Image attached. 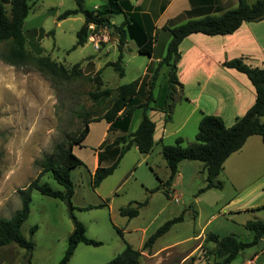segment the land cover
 <instances>
[{"label": "rangeland", "instance_id": "1", "mask_svg": "<svg viewBox=\"0 0 264 264\" xmlns=\"http://www.w3.org/2000/svg\"><path fill=\"white\" fill-rule=\"evenodd\" d=\"M2 1L10 15L11 3ZM104 2L86 0L85 8L93 10L95 5H103ZM75 8V0H33L24 32L30 58L49 56L69 70L80 64L83 73L81 77L61 80L40 72L32 62L11 66L0 58V218H10L21 209L20 189L37 178L42 163L57 145L67 138L76 137L86 118L103 115L104 107L96 106L90 93L130 84L142 77L147 68L148 57L129 53L124 56L122 63L125 75L119 76L109 66L118 58V52H113L110 43L102 44L101 49L95 51L88 41L83 47L74 50L76 34L84 24V17L76 16L63 21H59L58 17L64 11ZM123 19V16H116L113 20L120 24ZM166 35V32L160 31L156 57L162 54L161 40ZM9 48L10 44H1L0 55L7 53ZM166 51L167 46L164 56ZM158 86L159 83L156 90ZM175 100H178L176 96ZM181 102L177 101L173 107L172 120L167 125L169 133L181 127L182 114L191 109L187 103ZM139 113L134 116L137 121L140 119ZM200 120V114L195 113L181 133L193 137L191 144L196 142V136L191 134L190 127H197L198 132ZM100 134L101 130L95 128L90 138L91 144H96ZM164 144H175V138L168 137ZM160 150V146H156L146 160L135 150L129 152L114 174L94 190L90 180L94 150L89 147L77 148L84 166L72 175L78 186L77 196L72 200L78 208L74 215L85 226L86 236L100 242L101 246L79 244L68 264H107L122 253L127 245L142 252L140 264H214L221 260L214 253L213 243L200 245L193 243L190 238L197 236L208 221L211 225L207 234L224 228L220 234L222 237L228 236L229 232H238V225L234 223H239L242 218L233 219L230 214L221 212L224 201L214 205L202 196L200 190L205 186V173L194 177V170H188L186 179L178 180L177 183L179 202L171 200L169 194L167 197L159 190L160 182L149 168L151 166L159 179L165 182L168 170ZM196 164L202 165L201 162ZM253 179L247 178L244 182ZM41 183L54 190H63L49 173L44 174ZM31 198L30 215L21 231L25 238L34 243L32 257L29 260L25 249L9 245L0 249V264H59L64 257L69 237L74 230L67 204L38 191H33ZM135 201L148 203L140 210L138 217H122L119 210ZM99 204H106V207L79 210ZM195 212L198 213L197 219H194ZM182 214L183 222L175 224L160 237L152 249L143 250L144 242L159 227ZM259 216L261 219L253 216V221H263L264 210L259 212ZM33 227L38 229L31 235ZM241 240L248 242L250 239L242 235ZM260 248V245H256L246 249L231 264H242L246 257L258 252Z\"/></svg>", "mask_w": 264, "mask_h": 264}, {"label": "trees", "instance_id": "2", "mask_svg": "<svg viewBox=\"0 0 264 264\" xmlns=\"http://www.w3.org/2000/svg\"><path fill=\"white\" fill-rule=\"evenodd\" d=\"M33 0H11V14L8 15L4 2L0 0V45L10 44L7 53L0 55V58L11 66H23L32 62L42 73L61 80L78 78L83 75L80 64H76L72 69H67L63 65L55 62L49 56L30 58L26 48L27 40L24 34V24L32 9ZM86 0H75L76 8L66 10L59 15L58 20L63 21L68 18L83 16L84 24L76 34V44L73 49L83 47L89 39V26L94 24L98 29L107 27L111 31L113 38L117 39L118 58L115 62L109 63L119 76L125 75L123 68L124 52L128 50L127 43L134 40L141 55L152 57L154 54V42L156 35H152L153 22L140 21L137 14L131 13L133 6L128 0H109L108 3L99 10H88L85 8ZM165 5H163V9ZM124 14L125 19L120 25H115L111 21L112 15ZM143 18V17H142ZM264 20V0H255L252 4L248 0H239L236 8L224 12L220 16H206L200 19L190 20L174 28L165 27L171 34V40L167 45L165 56L155 66L153 63L147 68V73L143 78L137 79L130 84L119 86L116 89H105L90 93L92 102L96 106L104 107L102 116L93 115L92 118L84 120L81 132L73 138H67L59 143L54 152L42 163V170L35 180L23 189H20L19 196L21 209L10 218H0V249L9 245H17L25 249L32 257L34 243L22 234L21 228L30 215L31 194L38 191L42 195L59 199L68 206L70 216L74 224V230L68 240V247L64 257L59 264H68L79 244L101 246L100 242L92 240L86 236L85 226L78 221L74 215L77 210L73 206L72 198L75 193V184L72 172L84 166V163L73 152L75 146L81 145L90 131V124L105 120L111 124V129L116 123H122L124 134L129 131L132 117L141 112V120L138 128L130 133L116 139L115 143L108 145L104 142L105 148L123 145L115 156L113 163L108 167H98L91 177L93 189H97L102 182L113 175L119 163L131 147L138 148L141 154H149L153 151L156 143L154 133L156 124L148 115L153 110V105L157 103L155 99V89L162 70H167V95L165 97L162 111L165 113V124L172 120V110L177 101L182 100L177 88L181 87L177 78V64L180 60L179 47L182 41L193 34H203L206 36H226L236 32L244 23L260 22ZM144 25V27L141 25ZM150 24V28H145V24ZM147 32V33H146ZM224 67L234 69L244 74L252 84L256 92L254 105L246 114L238 118L233 126L227 127L224 121L217 116L203 115L199 123L196 134V142L190 145H183V139L179 138L173 145H162L161 154L169 169V177L163 183L164 194L168 196L169 188L172 186L175 177L179 172V165L183 161H198L204 164L205 187L200 193L216 189L221 190L223 183L218 180L223 170L226 160L235 152L239 151L248 138L259 136L264 144V69L254 68L247 65L242 59H234L223 64ZM175 96L178 100H175ZM92 112L91 114H95ZM89 114V113H87ZM49 173L51 177L63 187V190H54L47 184H42L41 179L44 174ZM145 203H136L120 209L122 217L133 219L139 215L140 208ZM98 207H87L82 210H92ZM81 210V209H80ZM196 215V212H195ZM194 215V219L196 218ZM184 221V214L174 218L152 234L143 244V250H150L157 240L165 235L178 223ZM245 228L254 234L251 242H242L234 235L222 238L214 234L206 237L207 243L214 244V253L221 259L214 264H231L236 257L264 239V222L261 220L249 221ZM33 227L31 235L37 231ZM142 252L127 245L125 250L117 255L107 264H140Z\"/></svg>", "mask_w": 264, "mask_h": 264}, {"label": "crops", "instance_id": "3", "mask_svg": "<svg viewBox=\"0 0 264 264\" xmlns=\"http://www.w3.org/2000/svg\"><path fill=\"white\" fill-rule=\"evenodd\" d=\"M10 1L11 0H6L7 3H10ZM108 1L109 0H105L103 5H95L93 10L96 11L101 9L108 3ZM248 1L250 4L255 2V0ZM128 2L133 6L131 13L137 14L141 22H143V20L150 21V19L153 22L152 35H156V40L154 42V54L152 57L146 56L148 57L147 68L150 63H153V65L156 66L164 57L165 47L171 39L169 31L164 30L165 27L174 28L190 20L200 19L206 16H220L224 12L236 8L239 4V0H128ZM163 5H165L164 9ZM116 16H123L125 19V15L119 14L111 16L112 23L120 25L124 19L120 24H116L113 20ZM149 25V23L147 25L145 24V28H150ZM142 26L144 27V25ZM160 31L166 32L167 35L161 40L163 47L162 54L156 57L155 51L159 41L158 39H161ZM24 34L26 36L25 32ZM117 44V39L113 38L110 42V47L113 52H118ZM127 48L128 50L124 52V56L129 53L145 56L138 52V47L134 40L128 41ZM179 52L181 58L177 64V78L181 87H178L177 91L179 95L182 96L183 102L181 103H187L191 106V109L188 113L182 114L183 122L181 127H177L169 133L167 127L168 124H165L164 122L165 113L162 111L168 87L166 77L167 70L164 69L157 81L159 86L157 90L155 89L158 91L157 95L155 92L157 103L154 104L153 110L148 112L149 117L156 124L154 133L155 147L159 145L160 149L162 145H166L164 144V141L168 137H174L175 143L179 138L183 139V145L186 141L188 144L192 143V136H185L181 133L186 129V127H184L185 124L195 113L200 114V119L203 115L220 117L227 127H231L238 118L243 117L254 105L256 92L249 79L244 74H241L234 69L224 67L223 64L234 59H242L251 67L264 69V20L260 22L244 23L236 32L226 36L193 34L182 41L179 47ZM147 68L140 78H143L146 75ZM134 116L132 117L129 131L126 134H124L122 130V123H116L115 128L113 129H111V124L105 120L91 123L87 137L81 145L74 147L73 152L78 158L79 155L76 151L77 148L82 149L83 147H89L94 150L93 156L95 159L92 173L90 174V180L99 166H110L113 163L115 156L118 154V151L123 147V145L120 144L113 148H105L104 145L106 143L112 145L119 137L129 135L138 128L141 120V112L138 115L140 117V119L138 118V121ZM136 124L138 126L134 127ZM95 128H99L101 134L99 135L96 144L93 145L91 144L90 138L92 137ZM190 131H192L191 134L193 136H196L197 127H190ZM105 141L106 143L104 144ZM155 147L153 150H155ZM133 150L140 153L138 148L133 146L126 152V154ZM152 152L149 154H140L143 155L146 160L150 158ZM196 162L198 161H183L180 163L179 172L175 177L172 186L169 188V193L177 194L176 189L178 188V180H185L186 172L188 170L195 171V173L193 171L194 174L192 173L194 177L199 173H204V164L201 162L202 165H198ZM149 168L160 182L159 190L164 193V181L159 179L157 173L151 166ZM77 169L73 172H76ZM167 170L168 179L169 169L167 168ZM219 177L218 180L223 183V188L221 190L211 189L201 194H203V197H207L213 204L224 201L221 205V212L230 214L233 219L237 217L242 218L239 223H234L238 225V232H229L228 235H234L239 240H241L243 235L250 239L248 242H251L254 239V234L245 228V224L249 221H253V216L256 217L255 219H261L259 212L264 210V144L262 143L261 137L251 136L248 138L244 146L226 160ZM251 177H254V179L250 182H244V180ZM77 189L78 186L75 185V193L72 198L73 201L77 196ZM229 190H232V194ZM136 203L140 202L135 201L127 206H135ZM143 203H145L143 206L145 207L148 202L145 201ZM100 205H103L100 208L106 207V204L89 207H98ZM143 207H141L140 210ZM85 208L87 207L81 208V210ZM195 217L197 219V212ZM210 225L211 222L208 221L201 227L197 236L190 238L193 239V243H199L202 245L206 242V237L209 235L207 234V231ZM221 231H224V228L216 230L214 233L210 234L222 238L220 234L222 233ZM241 241L244 242L243 240ZM257 245L261 246L260 250L253 253L250 257H246L242 264H246L248 261H253L255 264H261V262L264 261V239L260 240Z\"/></svg>", "mask_w": 264, "mask_h": 264}, {"label": "built area", "instance_id": "4", "mask_svg": "<svg viewBox=\"0 0 264 264\" xmlns=\"http://www.w3.org/2000/svg\"><path fill=\"white\" fill-rule=\"evenodd\" d=\"M90 36L88 41L91 42L95 51H99L101 49L102 44H109L113 39L111 35V31L107 27L97 28L94 24L89 26ZM171 200L174 202H179L180 196L177 194L169 193ZM246 264H255L253 261H248Z\"/></svg>", "mask_w": 264, "mask_h": 264}]
</instances>
